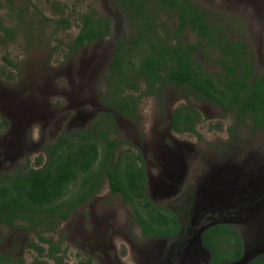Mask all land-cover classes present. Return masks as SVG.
Masks as SVG:
<instances>
[{
	"label": "flooded vegetation",
	"instance_id": "obj_1",
	"mask_svg": "<svg viewBox=\"0 0 264 264\" xmlns=\"http://www.w3.org/2000/svg\"><path fill=\"white\" fill-rule=\"evenodd\" d=\"M256 1L257 3L255 2L253 4L254 13H258L259 17L264 21V1ZM189 2L194 7L198 8V11L203 15L201 18L195 16L192 19H188L186 24H183L178 16V13L180 14V10H178L177 7H171L176 4L170 3L169 6H157L161 7V11L156 17V24L153 27L156 28L159 33V36H157L159 40L165 41L169 45L182 44L184 46L190 45L193 48H196L197 50H194L193 52L194 59L201 63L203 70L207 74L212 75L215 78L218 77V73L225 72V65L227 64L228 68H230L232 72H235V75L239 79L243 78L245 74H247L246 70L248 69H254L255 71L254 74H248V77L255 78L256 76L264 74L260 73V68L264 67V61L258 57L260 55L258 54L260 49L258 51L254 40L246 35V24L243 16L231 18L230 14L225 12L227 6L229 8L231 0H223L221 3H214V0H206L203 5L194 2L193 0H189ZM153 5L155 6L157 4ZM115 6L116 5L113 0V7L115 8ZM165 10L168 11L164 14V17L170 22L175 21L174 25H171L170 22H162L161 15ZM102 17L109 19L112 23V35L106 39L83 46L77 50L76 53H71L69 49L71 56H76L75 54L83 52L87 47L98 42H103L115 35L117 25L114 22V19L110 16ZM122 19L129 24L126 19ZM81 25L80 28L83 27V25ZM124 36L131 40L136 36V33L133 37H128L125 32ZM124 36L115 41L114 51L102 80L99 78L98 81L95 82V80H93L92 72L86 69L91 67L89 62L94 58V54H92L87 60H81L79 62L80 66L76 68L75 72L71 71L72 73L69 75L71 78L70 80H67L68 76L61 75L63 77L61 79H63L62 81L66 83L67 87L65 95L68 97L71 94L74 97V101H76L74 102L71 98H68L74 106L71 107L75 109L73 113L80 116L79 111L77 110L80 106L84 107L82 109L84 112L83 116H80L81 118L79 119L70 116L72 113L70 110L69 113L66 114V117L68 116V124L65 133L71 134L78 130H90L92 126H97L98 129H103L105 125L109 124V121L106 117L102 118V115L105 116L106 114H109L112 116L111 124L114 125V129L111 134V139L116 142L114 146L116 162H119L120 158H122L123 164L135 163V165L138 164L140 167L144 168L146 177V195L156 205L163 207L177 216L180 225V233L174 238L167 240L144 237L142 235L141 228L135 222L132 207L124 202V197L121 194L112 192L107 180L104 181L103 187L100 188L99 191L93 193H91L92 191H89V193H87L85 190L81 192L82 197L87 196V200L79 204L77 207L72 209L63 207L64 209L60 210L59 215L54 216L53 214V216L49 219L43 218V215L37 216V219L34 221L36 222L35 224H30L26 221L23 223L31 225L32 228L44 225L47 227L49 234L51 232L53 233V230L58 227L57 223L66 222L70 220L73 214H75L78 210L87 208L102 194L107 185L110 196H113V198H120L122 204L128 208L126 220H129L132 227L137 228L139 235H137V233L136 235L138 236V240H140L139 243L143 241L145 242L144 244H146L151 241L156 245H159L158 250H154L151 254L149 261L148 257H145L148 262L146 261L142 264H179L181 262L183 250L193 238L195 232L205 223L213 218L243 217V210L247 207L246 203L239 202L238 204L233 203L232 206H218L215 208L212 205V197L210 195L207 201V208L203 205V200L201 198L203 186L205 182H207V179L216 173V167L217 169H222L221 166L225 165L224 168L231 169V167L235 165L237 166V164L222 163V165L216 166L214 165L213 158L200 159L197 145L198 140L202 139L199 126L203 119L199 105L202 106L203 111H205L203 108L204 104L210 107L218 108L224 112L225 117L232 119L234 126L229 129V134L230 138L234 139V141L239 140L243 131L246 129H250L252 133L257 131L264 132V129L260 128L253 131L250 125L244 124L239 120V113L226 111L218 104L200 101L198 100V95L194 90L190 88L185 89L184 86H177L174 83L168 82L170 73L167 70L160 72L162 80L161 82L158 81L156 85L154 84L153 87L151 86V82L141 79L137 82L138 90L136 92L133 84L136 78L134 77L133 72L134 66H132V61H134L132 57L136 55V51L127 52L130 45H127L126 47L127 50L124 53L125 57L122 63L121 72H117L116 74L111 72V66L114 62L116 54V44L120 39H123ZM5 37L7 38V36ZM261 46L264 49V44ZM234 55H238V57L235 59ZM225 62L227 64H225ZM11 67L17 69V66ZM194 67L196 68L197 66L194 65ZM72 68H75V66L73 65ZM22 74L23 72L21 71L18 73V70L16 71V76L7 74L5 76L7 78L6 86L4 84H0V124L3 122V119L9 122L8 127L3 126L0 128V163L1 161L7 159H14L22 150L29 151L30 149L34 150L36 148L39 149L38 151H42L45 154L42 156L46 158V164L49 159L47 146L57 140L56 134L51 131L49 133L50 138L47 143L45 142V135H43L40 143L35 141L32 136L34 130L32 125L35 127L39 117L41 118L39 120L45 121L44 116H42V114L40 115L39 112L34 111V105H25L24 100L20 98L22 89H32L34 85L35 87L33 89L38 93V89L36 90V84H40L39 82L42 81V77L40 75L38 78H28L27 80H24L27 85H24ZM15 77L16 81L14 82ZM7 84H11L12 87L9 88ZM170 86L178 91L177 101H182L181 104L175 105L176 99L168 102L167 89ZM158 89L161 91L162 96L160 95ZM18 98L20 101H18ZM104 98H109L115 108L107 107L104 103ZM147 98H154L161 108H165V111L155 113V119L161 118L162 120H160V122L165 120L167 127L161 130L157 129L158 126L161 125L159 122L153 128L151 133L147 131L143 117L144 111L140 106L143 100ZM186 107L190 110L189 112L181 111ZM29 108H33V112L30 113ZM191 109L197 113L196 118L186 119V117L192 114L193 111ZM178 110H180L179 113L177 112ZM18 112H24L25 116L23 118L18 117ZM28 112L30 114H28ZM66 117L63 118V121L66 120ZM175 119H177V121H175ZM18 121L20 122V125L19 129L16 131L15 127H18ZM52 121L53 120H48L45 124L40 122L42 130L50 125H53ZM61 123L62 120L57 125L60 129ZM123 125L124 130H122ZM139 127L142 128L139 129ZM120 131H124L126 138L129 140H124ZM20 134L21 136L24 135L25 142H23V145L21 144L20 138H18ZM26 134L28 139L31 140V147L28 146V141L25 139ZM114 134L119 135L117 139L112 138ZM102 145H105L103 140L100 141V147ZM231 156L233 157L232 159H235L236 161L240 160L238 158V152L232 151ZM242 161L243 166L249 164L250 166L256 168L250 172L242 173L256 174L255 172H257L259 168H264L263 163L255 162L256 159L253 158L252 150H248V154H246ZM167 166L169 169L166 168ZM231 171L233 170H227L221 175L225 178L230 177L228 174ZM188 177L195 181V185H192L191 183L186 185ZM81 183L82 178H79L77 182L72 183L69 186V190L64 198L69 200L75 199L78 194L77 190L81 189ZM172 199L173 202H167ZM172 203L175 204V206H169V204ZM117 205L121 208L123 207L120 204ZM64 212L68 214H65ZM61 214L62 217L60 216ZM91 216L93 222L95 220V211L93 209L91 210ZM19 222L21 221L14 222V226L11 227L7 223H2L0 221V227L14 229L17 228L15 224ZM227 225H233L237 229L240 225L245 227L251 226L252 223H244L240 225L230 223ZM243 232L245 233L246 231ZM243 232L242 234L240 232L242 239L244 236H248L247 233L244 235ZM113 237L115 236H112L110 240H107L105 237H101V234L96 233L94 236L89 238L99 247L102 248L105 246L104 250H107ZM132 241L129 242L132 243L131 245H134ZM166 241H172V243H175L171 245L167 253L166 248L163 245ZM42 242V244L48 246L47 252L43 246L40 247L35 244L30 245L40 254L34 259L32 264H50L49 261L45 260V258L62 264H71L70 261L64 262V258L62 257V255L67 252L66 249H61L59 245H55L54 242L48 238H42ZM45 253L47 254L45 255ZM104 254L105 259L102 257V251L96 249L95 257H93V259L82 260L73 264H111L108 260L109 253L105 252ZM3 257L4 255H0V264H26L23 260H20L18 263H10L8 262V259ZM115 257L117 258L116 255ZM198 264L204 263L199 262Z\"/></svg>",
	"mask_w": 264,
	"mask_h": 264
},
{
	"label": "rangeland",
	"instance_id": "obj_2",
	"mask_svg": "<svg viewBox=\"0 0 264 264\" xmlns=\"http://www.w3.org/2000/svg\"><path fill=\"white\" fill-rule=\"evenodd\" d=\"M193 1L202 5L206 2V0ZM14 2L15 10L12 11L7 0H0V28L2 26L9 29L17 28L18 19L16 13H18V8L25 9L26 22L22 25V31L15 32L14 40L11 42L6 40L5 36L7 35L0 29V84L6 86L7 78L5 76L7 74L16 76L17 70L18 73L20 71L23 72V81L28 78H38L41 75L42 81L39 82V85L36 84L38 93L33 89L35 87L34 85L32 89H22L20 98L24 100L25 105H34V111L44 116L45 121L39 120L41 119L39 117L35 127L32 125L34 128L32 136L35 141L40 143L43 135H45L44 138L47 143L51 131L56 134L57 139L62 133L66 132L68 124V116L66 117V114L69 113V110L72 112L70 116L77 119L81 118L80 116H83L84 113L82 111L83 106H80L77 110L80 116L73 113L75 109L71 108L74 106L68 98L74 101V97L71 94L68 97L65 95L67 87L66 83L62 81L63 79L61 78L63 77L61 75L68 76L67 80H70L69 75L72 73L71 71L75 72L76 68L80 66L79 62L81 60H87L94 54V58L89 62L91 67L86 69L92 72L95 82L99 78L102 80L113 54L115 41L124 36L125 32L128 37H133L136 30L131 23L128 24L122 18L116 16L113 11L115 9L113 7V0H15ZM215 2L221 3L223 0H214ZM255 2L257 3L256 0H231L229 8L227 6L225 12L230 14L231 18L243 16L246 24V35L254 40L258 51L260 49L258 53L260 55L258 57L264 61V49L261 46L264 44V21L259 17L258 13H254L253 4ZM55 3L63 9L61 11L56 9ZM92 9H95L102 16L112 17L117 25L116 33L111 38L89 46L83 52H78L75 54L76 56H71L69 45L73 43L80 30L81 16L83 13H88ZM167 11L165 10L161 15L162 22H170L164 17ZM62 17L68 18L71 23L69 29H59L56 20ZM26 24L34 30L31 43L25 42L26 34L24 33V28ZM170 24L174 25L175 21L170 22ZM6 57L17 66V69L12 68L6 63ZM73 65L75 68H72ZM263 71L264 67L260 68V73H264ZM15 81L16 77L14 78ZM24 85H27L25 81ZM7 86L9 88L12 87L11 84H7ZM167 96L168 102L176 99L175 105L182 103V101H177L178 91L172 86L167 89ZM18 101H20L19 98ZM140 106L144 111L145 127L151 133L157 123L162 120L161 118L155 119V113L165 111V108H161L154 98L144 99ZM199 108L202 112L203 119L199 126L202 139L198 140L197 145L200 159L213 158L214 165L216 166L222 165V163L237 164V166L235 165L231 169L224 168L225 165L221 166L223 170L217 169L216 167L217 174L221 175L227 170H233L228 174L232 176L237 171L250 172L256 169L249 164L243 166L242 159L248 154V150H252L253 158L256 159L255 162L264 164V132L257 131L252 133L250 129H246L243 133L241 132V138L234 141V139L230 138L229 134V129L234 126L231 118L225 117L224 112L215 107L204 104L203 108L205 111L202 110L201 105H199ZM28 114L30 113L28 112ZM64 117H66V120L63 121ZM48 120H53V125L42 130L40 122L45 124ZM61 120L60 129L57 125ZM160 123L161 125L157 129L161 130L167 127L165 120ZM19 125L20 122L18 121V127H15L16 131L19 129ZM141 128L139 127V129ZM122 130H124V125ZM120 132L122 138L127 140L128 138H126L125 132ZM118 136V134H114L112 138L117 139ZM18 138H20L21 144L23 145V142H25L24 135L21 136L20 134ZM25 139L28 141V146L31 147V140L28 139L27 134L25 135ZM38 150L36 148L34 150L30 149L29 151L22 150L14 159L1 161L0 174H8L19 169L28 171L29 168H42L46 158L42 156L45 154ZM104 150L105 145H102V156ZM232 151L239 153L238 158L240 160L236 161L232 159ZM166 168L169 169L168 166ZM255 173L259 174V171ZM190 183L195 185V181L188 177L186 185ZM107 187L106 185L102 194L87 208L78 210L70 220L64 223H57L58 227L53 230V233L51 232L49 234L47 227L44 225L32 228L31 225L23 222L16 223L15 226L17 228L14 229L0 227V255H4L10 263H18L20 260H23L26 264H32L34 259L40 254L30 245L43 246L47 252L48 246L42 244V238H48L55 245H59L61 249L67 250L62 257L64 258V262L70 261L71 264L82 260L93 259L96 249L102 251V257L104 259V253L108 252V260L111 264H142L147 261L145 257H148L149 261L151 254L154 250H158L159 245L151 241L146 244L143 241L139 243L137 228L132 227L129 220H126L128 208L122 204L120 198L110 196ZM167 202H173V199ZM117 204L123 207L121 208ZM169 206H175V204L172 203ZM92 209L95 211V220L93 222L91 216ZM263 220L264 211L260 219V225L258 223L245 227L240 225L237 228L241 234L243 231H246L245 233L248 234L243 239L244 243L248 244L247 246L250 249H257L262 245V243L259 245L255 238L258 237L259 229L264 228ZM96 233L101 234V237L103 236L107 240L115 236L107 250H104L105 246L101 248L89 238ZM261 239H264V234ZM129 241H132L134 245H131L132 243ZM172 244H174L172 241H166L163 244L166 248V253ZM45 260L49 261L50 264H62L47 258Z\"/></svg>",
	"mask_w": 264,
	"mask_h": 264
},
{
	"label": "trees",
	"instance_id": "obj_3",
	"mask_svg": "<svg viewBox=\"0 0 264 264\" xmlns=\"http://www.w3.org/2000/svg\"><path fill=\"white\" fill-rule=\"evenodd\" d=\"M14 1L7 0L12 11L15 10ZM114 2L116 6L113 11L116 16L131 23L135 27L136 36L131 40L124 36L116 44L115 59L111 66L113 74L121 72L124 53L127 45H130L127 52L136 51V55L132 57L136 78L133 84L136 92L137 82L141 79L151 82L153 87L162 80L160 72L167 70L170 73L168 82L194 90L200 101L218 104L226 111L239 113V120L250 125L253 131L264 129V74L255 78L248 77V74L255 73L254 69H248L246 77L239 79L225 62L227 64L225 72L218 73V77L215 78L207 74L201 63L194 59L193 52L197 50L196 48L182 44L169 45L158 39L159 33L153 27L161 11V7L157 6L176 4L171 7L180 10L178 16L183 24H186L188 19L195 16L201 18L203 15L189 0H114ZM55 7L60 11L63 9L56 3ZM25 12V9L18 8L16 13L18 24L17 28H13L14 30L3 26L0 28L7 35L5 38L9 42L14 40L15 32L23 30L22 25L26 22ZM81 17L83 27L79 26V34L69 45L71 53H76L81 47L112 35V23L109 19L100 16L95 9L83 13ZM56 23L59 29L71 27L68 18L62 17L56 20ZM24 29L25 42L31 43L34 30L27 24ZM234 56L235 59L238 57V55ZM5 60L8 65L16 66L8 57ZM159 92L162 96L160 90ZM104 103L107 107L115 108L109 98H104ZM191 110L192 114L186 119L196 118L197 113ZM181 111L190 110L186 107ZM177 112L179 113L180 110ZM104 117L108 119L109 124L103 129L92 126L90 130H78L71 134L62 133L54 143L47 146L49 159L42 168H29L27 172L19 169L8 174H0L2 223H7L11 227L18 221L35 224L37 216L43 215V218L49 219L53 214L59 215L60 210L75 208L87 200V196L82 197L81 192L99 191L107 180L112 192L121 194L124 202L132 207L135 222L141 228L144 237L167 240L180 233L177 216L156 205L146 195L144 168L135 163L123 164L122 158L116 162L114 149L116 142L111 139L114 129V125L111 124L112 116L102 115V118ZM3 126H9V122L5 119L0 124V128ZM102 140L105 142L106 150L101 157L100 141ZM79 178H82V183L81 189L77 190V197L70 200L64 198L69 186ZM60 216L62 217V214ZM203 244L212 254L210 264H230L242 257L243 239L239 230L233 225H216L209 228L203 234ZM250 264H264V255L255 258Z\"/></svg>",
	"mask_w": 264,
	"mask_h": 264
},
{
	"label": "water",
	"instance_id": "obj_4",
	"mask_svg": "<svg viewBox=\"0 0 264 264\" xmlns=\"http://www.w3.org/2000/svg\"><path fill=\"white\" fill-rule=\"evenodd\" d=\"M29 112H33V108H29ZM24 112H18V117L23 118ZM259 174H248L240 171L235 172L230 177H223L219 174L212 175L205 182L202 191L203 205L207 208L209 195L212 197V205L232 206L233 203H246L247 207L243 217H220L210 219L199 230H197L193 238L189 241L186 248L183 250L181 262L179 264H210L211 252L203 244V234L211 227L216 225H227L230 223L240 224H261V217L264 211V168L258 169ZM233 181H231V179ZM264 226V220H263ZM244 233V232H243ZM245 234V233H244ZM264 228L259 229V234L256 237L257 242L262 243L257 249H250L244 243V251L242 257L230 264H250L255 258L264 255ZM261 237V238H260ZM175 244V243H174ZM229 264V263H228Z\"/></svg>",
	"mask_w": 264,
	"mask_h": 264
}]
</instances>
